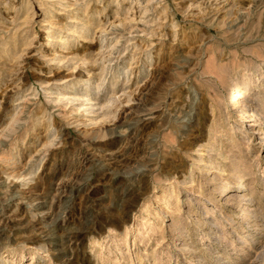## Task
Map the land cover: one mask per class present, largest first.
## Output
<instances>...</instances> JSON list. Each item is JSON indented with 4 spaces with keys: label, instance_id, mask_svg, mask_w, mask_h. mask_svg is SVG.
Returning a JSON list of instances; mask_svg holds the SVG:
<instances>
[{
    "label": "rangeland",
    "instance_id": "1",
    "mask_svg": "<svg viewBox=\"0 0 264 264\" xmlns=\"http://www.w3.org/2000/svg\"><path fill=\"white\" fill-rule=\"evenodd\" d=\"M234 84L264 129V0H0V264H264Z\"/></svg>",
    "mask_w": 264,
    "mask_h": 264
},
{
    "label": "bare ground",
    "instance_id": "2",
    "mask_svg": "<svg viewBox=\"0 0 264 264\" xmlns=\"http://www.w3.org/2000/svg\"><path fill=\"white\" fill-rule=\"evenodd\" d=\"M51 4V3H50ZM42 5V4H41ZM48 6V5H47ZM51 7V6H50ZM46 16V15H45ZM68 30V29H67ZM67 32V31H66ZM48 33V35H49V33L50 32H47ZM69 33V36H70V32H68ZM51 34V33H50ZM66 37H67V35H65ZM52 38V37H51ZM69 38V37H68ZM63 39V38H62ZM45 41L46 42H48V43H46V45H44V47H48V45H49V43L50 42H52V41H54L55 43H60V42H58L59 41V39L58 40H50V39H45ZM62 42V41H61ZM63 43V42H62ZM45 44V43H44ZM62 45H64V44H62ZM66 45V44H65ZM51 52V51H50ZM59 53V52H58ZM59 55H61L62 56V54H47L45 57H48V60L50 61V62H52L51 64H53V63H61L60 61H61V59L62 58H59V57H61V56H59ZM66 56V55H65ZM47 59V58H46ZM66 59H67V57H66ZM62 61H64L63 59H62ZM66 62L68 61V59L67 60H65ZM49 62V63H50ZM59 64H57V66H58ZM244 94H245V92H243V91H241V87L239 86V84H234V88H233V91H232V93H231V102L233 103V105L236 107V109L238 110H236L239 114H238V117L240 116V118H241V120L242 121H245L246 119L245 118H250L251 120H249V122H252L251 123V125H249V127H250V129L252 130V131H254L255 133H257V135L259 134V135H264V133H262V132H264V129H263V125L261 124V123H258L259 121H257V115L254 113V110H253V108H251V106L249 105V104H247V103H245V96H244ZM72 97H74V95L72 96ZM81 99H84V100H82V103H83V106H87V108H89L90 106H88V103H89V99H88V97H83V98H81ZM70 100H72V99H70ZM71 102H73V101H71ZM81 105V104H80ZM90 105V104H89ZM233 108V107H232ZM84 109V111H85V108H83ZM90 109L91 108H89L88 110L90 111ZM253 110V111H252ZM87 111V110H86ZM235 111V110H234ZM262 131V132H261ZM253 132V133H254ZM237 183V182H236ZM243 183V182H242ZM231 184V183H230ZM240 184V183H239ZM225 185V184H224ZM228 185H229V183H228ZM227 185V186H228ZM237 185V184H236ZM240 186V185H239ZM225 188V187H224ZM227 188V187H226ZM237 188V187H236ZM229 191V190H228ZM229 193V192H228ZM218 197H220V196H218ZM242 197V196H241ZM243 199H244V197H242ZM242 199V200H243ZM242 203V202H241ZM47 236V235H46Z\"/></svg>",
    "mask_w": 264,
    "mask_h": 264
}]
</instances>
